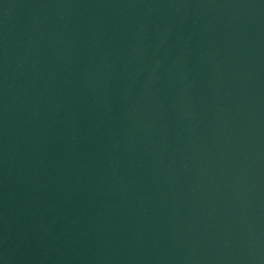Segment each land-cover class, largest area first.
Here are the masks:
<instances>
[{"label":"water","instance_id":"1","mask_svg":"<svg viewBox=\"0 0 264 264\" xmlns=\"http://www.w3.org/2000/svg\"><path fill=\"white\" fill-rule=\"evenodd\" d=\"M0 264H264V0H0Z\"/></svg>","mask_w":264,"mask_h":264}]
</instances>
